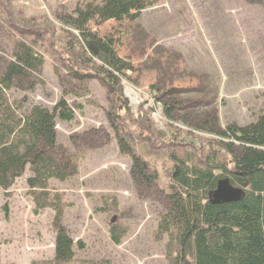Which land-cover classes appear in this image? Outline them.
<instances>
[{"label": "rangeland", "instance_id": "374dc122", "mask_svg": "<svg viewBox=\"0 0 264 264\" xmlns=\"http://www.w3.org/2000/svg\"><path fill=\"white\" fill-rule=\"evenodd\" d=\"M78 1L0 0V71L11 60L10 39L20 31L16 27L28 33L24 38H38L37 49L44 55L42 66L14 77L11 98L25 97L48 108L57 100V77L69 74L67 42L75 43L59 16ZM92 29L99 35L112 32L119 55L134 67L127 72L131 79L121 80V95L132 118H138L132 124L141 129L126 140L155 167L160 189L169 182L161 168L168 164L169 150L193 153L212 135L192 130L201 138L184 137L189 127L173 120L181 135L173 146L166 144L172 127L152 87L165 94L167 79L174 78L172 86L180 89L171 96L180 106L188 104L203 119L213 110L221 128L247 124L264 112V0H155L133 23L108 21ZM80 68L91 74L84 97L92 104L81 113L76 110L71 122L55 126L58 143L77 156L78 170L63 182L49 181V193L60 198L62 224L82 245L75 246L69 264H168L165 237L156 233L161 197L156 189L139 195L129 174L130 158L120 151L107 120L106 111L114 112L108 91L92 75L94 69ZM118 125L121 132L127 128L122 121ZM24 177L0 189V264H32L53 256V211L33 213ZM113 227L121 233L118 244L108 234Z\"/></svg>", "mask_w": 264, "mask_h": 264}, {"label": "trees", "instance_id": "16d2710c", "mask_svg": "<svg viewBox=\"0 0 264 264\" xmlns=\"http://www.w3.org/2000/svg\"><path fill=\"white\" fill-rule=\"evenodd\" d=\"M154 3L155 0H79L70 13L59 16L75 43L67 42L69 74L67 78L57 77L59 96L51 108L25 97H10L14 77L24 76L26 69L44 63V55L37 49L39 39L24 38L28 33L15 28L20 31L10 39L11 60L0 71V189H9L25 176L33 213L46 208L53 211V256L32 264H69L74 260L75 246L82 247L79 241L73 242L61 222L59 195L49 193L50 180L63 182L78 170L77 156L58 143L55 126L57 121L71 122L76 110L81 113L85 104H92L84 97L91 74L80 72V66L94 69L92 75L108 91L114 112L106 111L107 120L119 140L120 151L130 158L129 174L139 195L156 189L161 197L156 233L165 237L168 264H264V112L247 124L231 122L221 128L213 110L206 111L207 118L203 119L201 112L192 114L188 104L180 106L171 96L180 88L172 86L175 79L169 78L165 94L152 87L154 99L162 103L164 120L172 127L166 144L173 146L181 135L173 120L189 127L184 137L201 138L192 130L212 137L205 138L203 147L193 153L169 150L168 164L161 166L169 181L165 189L156 186L155 167L128 146L126 137L141 127L132 124L138 118H132L121 95V80L129 81L127 72H134V67L127 56L119 55L112 32L99 35L92 26L108 21L119 26L133 23ZM163 95L165 99H161ZM119 121L127 127L123 132L118 130ZM224 181L234 192L233 197L219 194V184ZM108 234L114 244L119 243L121 233L115 227Z\"/></svg>", "mask_w": 264, "mask_h": 264}, {"label": "water", "instance_id": "95a60500", "mask_svg": "<svg viewBox=\"0 0 264 264\" xmlns=\"http://www.w3.org/2000/svg\"><path fill=\"white\" fill-rule=\"evenodd\" d=\"M219 194L223 197H233L234 192L227 187L226 181L219 184Z\"/></svg>", "mask_w": 264, "mask_h": 264}]
</instances>
